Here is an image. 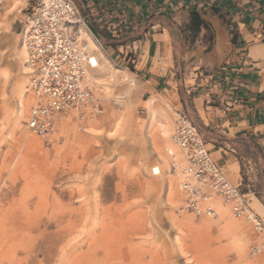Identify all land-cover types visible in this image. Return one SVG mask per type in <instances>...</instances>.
I'll use <instances>...</instances> for the list:
<instances>
[{"label": "rangeland", "instance_id": "374dc122", "mask_svg": "<svg viewBox=\"0 0 264 264\" xmlns=\"http://www.w3.org/2000/svg\"><path fill=\"white\" fill-rule=\"evenodd\" d=\"M28 4L4 0L0 11V264H264V249L248 255L250 224L222 200L211 202L214 218L177 213L182 197L166 151L175 150L174 113L187 95L178 85V98L142 100L133 54L115 59L97 16L79 13L75 31L97 62L91 86L102 113L57 116L47 139L27 131ZM237 154L239 176L227 179L241 182L264 226V154L245 142Z\"/></svg>", "mask_w": 264, "mask_h": 264}, {"label": "crops", "instance_id": "0c3cea01", "mask_svg": "<svg viewBox=\"0 0 264 264\" xmlns=\"http://www.w3.org/2000/svg\"><path fill=\"white\" fill-rule=\"evenodd\" d=\"M72 2L111 33L115 59L133 54L142 100L184 90L179 104L228 179L240 173L238 142L264 154V0ZM192 12L203 23L194 34Z\"/></svg>", "mask_w": 264, "mask_h": 264}, {"label": "built area", "instance_id": "2783aa9c", "mask_svg": "<svg viewBox=\"0 0 264 264\" xmlns=\"http://www.w3.org/2000/svg\"><path fill=\"white\" fill-rule=\"evenodd\" d=\"M3 8L4 0H0V11ZM81 22L72 0L29 1L21 27L28 76L25 94L31 99L24 126L38 138L52 134L57 116L75 112L86 121L102 113L91 86L94 57L75 31ZM171 144L175 150L166 151L168 169L178 178L182 197L177 213L214 218L211 202L218 198L235 218L250 224L254 238L248 255L259 254L264 249V226L249 208L241 182L231 183L213 163L199 131L182 110L174 113Z\"/></svg>", "mask_w": 264, "mask_h": 264}, {"label": "trees", "instance_id": "16d2710c", "mask_svg": "<svg viewBox=\"0 0 264 264\" xmlns=\"http://www.w3.org/2000/svg\"><path fill=\"white\" fill-rule=\"evenodd\" d=\"M201 26H203V23L200 20L199 15L195 12H192L190 16V24L188 26L189 31L194 34L198 32Z\"/></svg>", "mask_w": 264, "mask_h": 264}, {"label": "bare ground", "instance_id": "6f19581e", "mask_svg": "<svg viewBox=\"0 0 264 264\" xmlns=\"http://www.w3.org/2000/svg\"><path fill=\"white\" fill-rule=\"evenodd\" d=\"M81 39V38H80ZM22 48H23V53H24V59L23 60H25V58H26V51H25V49H24V47L22 46ZM93 63L97 66V62H96V60H95V58H93ZM157 170V169H156Z\"/></svg>", "mask_w": 264, "mask_h": 264}]
</instances>
